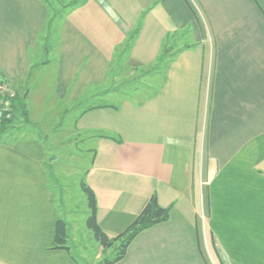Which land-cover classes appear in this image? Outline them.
<instances>
[{"label":"crops","instance_id":"1","mask_svg":"<svg viewBox=\"0 0 264 264\" xmlns=\"http://www.w3.org/2000/svg\"><path fill=\"white\" fill-rule=\"evenodd\" d=\"M69 5L55 23L48 0H0V79L14 88L56 51L58 94L82 103L164 62L152 96L78 118L96 143L89 187L109 237L153 195L170 209L115 264H264V0ZM45 159L40 139L0 132V264H81L54 248L65 217Z\"/></svg>","mask_w":264,"mask_h":264},{"label":"rangeland","instance_id":"2","mask_svg":"<svg viewBox=\"0 0 264 264\" xmlns=\"http://www.w3.org/2000/svg\"><path fill=\"white\" fill-rule=\"evenodd\" d=\"M48 1L52 5V20L58 23L61 15L65 16V9L71 7H64L63 4L72 0ZM56 55V51L48 54L51 64L36 67L33 77L14 81L18 95L11 122L15 123L13 126L16 130H7L16 136L40 139L46 151V175L56 194L62 217L68 221L69 244L74 255L81 264H105L106 259L117 256L119 248L116 245L102 251L87 224L90 206L84 185L90 186L96 143L87 132L78 129V118L87 106L99 103L119 106L125 98L144 101L160 88L165 69L152 64L149 69L144 68L127 76L129 78L121 76L108 94L92 98L89 94L80 103L73 101L70 96L58 94Z\"/></svg>","mask_w":264,"mask_h":264},{"label":"trees","instance_id":"3","mask_svg":"<svg viewBox=\"0 0 264 264\" xmlns=\"http://www.w3.org/2000/svg\"><path fill=\"white\" fill-rule=\"evenodd\" d=\"M77 0H73L70 4L75 3ZM169 49V53L176 55L179 50L174 51L173 48H164ZM173 52V53H172ZM163 59L161 57L158 59V62L154 67L161 66L163 67ZM95 106H90V108ZM12 121V120H9ZM8 121V122H9ZM9 128V126H0V132ZM84 189L88 194L89 206H90V215L87 218V224L89 228L93 231L95 238L100 243V245L107 250L108 248L114 247L118 245L119 253L113 259H106L105 264H115L120 260L124 259L127 254L128 248L131 245L132 241L143 231L152 226L167 221L170 217V209L162 207L156 195H153L147 204L143 207L139 215L136 217L134 222L125 229L121 234L117 237L111 238L109 237L101 225L98 222L97 212V200L95 193L93 190L84 185ZM69 224L65 219H58L56 223V232H55V241L54 248L64 249L70 252V244H69Z\"/></svg>","mask_w":264,"mask_h":264},{"label":"built area","instance_id":"4","mask_svg":"<svg viewBox=\"0 0 264 264\" xmlns=\"http://www.w3.org/2000/svg\"><path fill=\"white\" fill-rule=\"evenodd\" d=\"M17 92L10 82L0 79V126L12 120Z\"/></svg>","mask_w":264,"mask_h":264}]
</instances>
